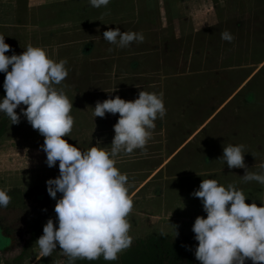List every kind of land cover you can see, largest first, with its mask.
Returning <instances> with one entry per match:
<instances>
[{
  "label": "rangeland",
  "instance_id": "1",
  "mask_svg": "<svg viewBox=\"0 0 264 264\" xmlns=\"http://www.w3.org/2000/svg\"><path fill=\"white\" fill-rule=\"evenodd\" d=\"M212 1L216 9L214 16L220 19L218 24L189 36L177 39L173 36L174 39L170 40L171 35L160 32L155 20L140 25L137 18L141 11L134 17L136 12L121 10L119 1H116L113 18L108 20L105 15L92 22V13L85 11L84 15L77 16L73 10L75 7L66 13L59 9L57 0L37 10L33 8V0H0V35L5 36V42L10 45L6 55L13 52L21 54L26 46L32 45L43 48L54 61H67L66 78L53 86L62 89L73 102L70 114L74 117V125L64 139L81 150L91 146L110 150L116 123L112 120L119 114L106 113L102 118L94 117L93 108L97 101L117 95L125 100H134L141 90L162 94L161 81L164 80L165 83L194 87L188 92H174V95H170V90L166 91V95L169 92L167 96H174V102L164 100L166 95H162L166 116L185 114L205 118V122L195 123L202 130L220 116H238L237 121L227 122V130L233 129L229 137L239 136L242 141V131L253 134L254 138L250 137L254 141L252 149H246L243 144L244 162L249 171L259 173L264 171L260 168L264 164V0ZM125 2L129 6L130 0ZM89 4V1L83 3L85 8ZM143 10L142 15H152V11ZM81 16H84L83 22H80ZM116 27L121 32L148 31L147 34H153L143 35L142 42L134 40L127 47H118L102 39L105 30ZM224 30L232 35L231 41L221 39L220 34ZM145 37L154 40H146ZM4 78L5 74L0 72V97L6 94ZM81 97L84 104L77 105L76 100ZM22 107L26 106L21 104L15 109L20 116L17 124H12L6 114L0 113V189L11 197L6 207H0V212L14 213L30 229V236L13 260L0 259V264H68L59 245L51 256L36 259L39 249L35 242L43 234L45 215L49 217L56 203L47 192L46 181L59 174V162L53 167L47 166L46 153L40 147L44 137L21 114ZM155 128L150 131H156ZM217 147L202 151L195 146L196 151L187 154L156 153L155 148L150 150L149 147L142 152L139 149L131 153L121 152L114 157L115 166L122 173L121 163L125 159L139 162L143 169L138 171L137 168L132 174L141 172L152 176L147 186L151 193L144 194V189L134 196L127 216L132 242L118 254L117 259L108 261L101 256L91 261L76 259L74 264H138L141 253L146 256L155 252L161 254L157 259L154 257L157 261L152 264H200L194 255L198 242L192 231L199 214H193L191 209L204 211L200 198L191 193L199 188L202 179H216L225 187L231 184L241 189L247 199H253L249 204L255 202L260 206L264 203V184L255 180L244 181L241 176L245 169H230L219 159L223 154V144ZM205 163L206 166L212 163L211 167L215 166L216 170L202 175ZM33 166H37L36 173ZM175 175L182 177L167 182ZM219 175H225L227 179L219 181ZM25 177H39V186L13 187L19 181L23 183ZM166 186L173 194L170 196L169 193V200L161 192ZM39 193L41 198L35 199L34 195ZM60 196L57 193V198ZM141 208L143 211H138ZM29 215L33 216L31 222ZM24 218L28 219L22 221ZM173 225L177 226L176 237Z\"/></svg>",
  "mask_w": 264,
  "mask_h": 264
},
{
  "label": "clouds",
  "instance_id": "2",
  "mask_svg": "<svg viewBox=\"0 0 264 264\" xmlns=\"http://www.w3.org/2000/svg\"><path fill=\"white\" fill-rule=\"evenodd\" d=\"M108 2L89 0L93 7ZM220 35L223 40L233 39L228 30ZM102 39L127 47L134 40L142 42L144 36L135 31L121 32L116 27L105 30ZM24 49L21 54L6 55L10 45L0 35V72L5 74L6 93L0 97V113L17 124L20 116L15 109L25 105L20 112L44 137L40 147L46 153L47 166L59 162V175L46 181L48 194L56 200L55 222L49 218L43 226V234L35 242L39 249L36 259L51 256L59 245L68 264L101 256L115 260L132 242L127 216L133 202L128 196L127 174L115 166L114 157L121 152L145 150L157 116L163 118L166 114L162 94L141 90L134 100L117 95L97 101L94 117L119 114L110 150L97 146L81 150L64 139L74 125L70 114L73 102L62 89L53 86L66 78L67 61H54L39 46ZM244 155V145L229 143L223 145L219 159L230 169L244 168V181L264 184V171H249ZM260 168L264 169V164ZM57 193L61 194L59 198ZM191 195L200 198L206 213V217L197 216L192 225L198 242L194 255L200 264H245L246 259L252 264H264V203H246L248 197L241 189L231 184L225 187L212 178L202 179ZM10 200L7 192L0 189V207H6ZM173 226L176 237L177 226Z\"/></svg>",
  "mask_w": 264,
  "mask_h": 264
},
{
  "label": "crops",
  "instance_id": "3",
  "mask_svg": "<svg viewBox=\"0 0 264 264\" xmlns=\"http://www.w3.org/2000/svg\"><path fill=\"white\" fill-rule=\"evenodd\" d=\"M31 1V0H30ZM59 2V9H62L63 11H66V13L71 9L72 7H75L74 13L79 15H84L85 11H88V13H92V22L97 19H101L103 16H105L108 20L113 18L116 15V1H119L121 4L118 5V7H121V10H128V11H135L136 15L134 17H137L138 11L139 17L137 18V21H140V25L148 24L147 22L149 20H155L156 24H159L158 27H160L159 31L170 34L171 39L173 40V36L175 38H180V36H189L196 32H200L204 29H210L213 25L218 24L219 18L218 16H214L215 6L214 2L212 0H130L129 6L125 5V1L127 0H109V2L106 5H102L100 7H93L91 4L87 8L84 7L83 3L88 2L89 0H57ZM53 3V0H33V8L34 10L41 9L45 4ZM46 9V8H45ZM144 9V10H143ZM112 10V11H111ZM143 11H152V15H149L148 13L142 15ZM107 11V12H105ZM95 14V16H94ZM131 17V14H129ZM84 16H81L80 22H83ZM145 20V21H144ZM79 18L76 20V23L78 24ZM144 21V22H143ZM115 24V23H113ZM142 33L144 36L151 35L153 33L147 34L148 31H143ZM146 40L153 41L154 38L145 37ZM156 40V39H155ZM164 79V77H162ZM162 80L161 82V90L162 95H166V91L170 90V95H174V92L178 91H191L194 89L179 86L177 84L173 83H165ZM164 83L167 85V88L165 87ZM158 84V82H156ZM169 92L167 95H169ZM165 96L164 100H175L174 96L169 97ZM188 98V97H187ZM191 99V98H190ZM77 105L84 104L83 98L76 100ZM191 104V103H189ZM80 109H82L80 107ZM83 111V110H82ZM83 119V113L81 114ZM238 117V116H237ZM237 117L235 116H220L218 119L213 120L210 125H205L204 129L197 128L195 126L196 122H205V118L196 117L193 115H185V114H173L164 116L163 118H160L159 115L157 116L155 123H156V131L154 130L148 140V143L145 145V149L150 147V150L155 148V152H171V153H194L196 151L195 146L199 150L205 151L210 148H218L217 146L219 144L227 145L229 143L231 144H245L246 149H252L254 141L252 140L254 138L253 134L250 133V131H242L243 140H240V137H229V135L232 133L233 129L227 130V122L228 121H237ZM117 119H113V122H117ZM252 122L254 121V117H252ZM159 122L161 123V127L159 126ZM177 123V124H175ZM202 130V131H201ZM251 132H253V128L250 129ZM203 133V136L201 135ZM241 134V132H240ZM239 134V135H240ZM114 137V133L112 134ZM252 135V139L250 138ZM195 145V146H194ZM141 152L143 150L139 149ZM148 150V149H147ZM211 151V150H210ZM252 152V150H251ZM129 158V157H126ZM142 162V161H141ZM181 162V160L179 161ZM251 163V162H250ZM211 164L206 166V163L202 170L205 172H202L201 174L204 175L208 173L209 171H215V166L211 167ZM35 169L34 173H36L37 166H33ZM121 168L124 173L127 174L128 177V196L131 200H134V196H136V193L144 192V189H146V192L144 194L151 193V191L147 190V186L149 185L152 176H148L146 173L141 172H134L132 174V171L139 168L138 171H141L142 165L139 164V162L131 161L130 159H125L124 162L121 163ZM165 168V165L163 166ZM58 169V168H57ZM57 169L55 171H57ZM146 170V169H144ZM137 171V170H136ZM156 174V173H155ZM59 174H55V178ZM154 176V175H153ZM220 176V177H219ZM219 181H225L227 179V176L225 175H219ZM181 175H175L172 176V178L168 179V181H173L176 178H181ZM39 177L34 178H28L26 177L22 180L23 183L17 182L13 184L15 188L19 187H25V188H33L35 186H39L40 183L37 182ZM162 195H166L167 199L169 200V193L170 196L173 195L171 193V189L169 187H165L161 189ZM246 194H250L248 190L245 191ZM141 194V193H139ZM146 194V195H147ZM162 198V197H161ZM140 201H143V198H139ZM253 199L249 198L246 199V201L251 202ZM142 205V204H141ZM188 208H190L188 206ZM191 209V208H190ZM138 211H143V208ZM191 212H194L193 214H199L198 216H205L206 213H201L199 210H193L191 209ZM47 217L45 215L44 217V224L47 222L48 218H52L55 221L56 214L53 211ZM157 216V214H156ZM159 217V216H158ZM197 217V216H196ZM161 218H167V216H162ZM164 228V227H163ZM168 228V226L166 227Z\"/></svg>",
  "mask_w": 264,
  "mask_h": 264
},
{
  "label": "flooded vegetation",
  "instance_id": "4",
  "mask_svg": "<svg viewBox=\"0 0 264 264\" xmlns=\"http://www.w3.org/2000/svg\"><path fill=\"white\" fill-rule=\"evenodd\" d=\"M25 191V190H24ZM26 192H32L27 190ZM42 194H35V199L41 198ZM16 197V196H12ZM30 222L33 216H28ZM28 218H24L22 221H26ZM19 224H21L19 226ZM24 222H21L20 218H17L12 212H0V259L13 260L17 252L23 248L25 241L30 236V229L25 227ZM159 250V248L156 247ZM168 250V249H167ZM159 253V252H158ZM161 253H159L160 255ZM158 255V256H159ZM10 257V258H7ZM157 261V260H156ZM159 261V259H158ZM161 263V262H160ZM245 264H252L250 259H246Z\"/></svg>",
  "mask_w": 264,
  "mask_h": 264
},
{
  "label": "trees",
  "instance_id": "5",
  "mask_svg": "<svg viewBox=\"0 0 264 264\" xmlns=\"http://www.w3.org/2000/svg\"><path fill=\"white\" fill-rule=\"evenodd\" d=\"M157 248H158V246H157ZM156 251H158V249H156ZM157 253L156 252L154 254L153 253H149V254H146V256H144L141 253L140 254V261H139L140 263H138V264H152V263H154V260L157 259L158 255H159V253H158V255H157ZM154 257H155V259H154Z\"/></svg>",
  "mask_w": 264,
  "mask_h": 264
}]
</instances>
